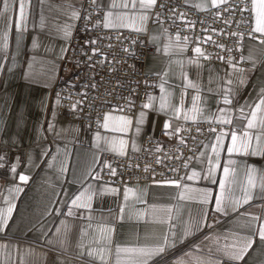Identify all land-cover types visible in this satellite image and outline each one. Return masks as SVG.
Instances as JSON below:
<instances>
[{
	"label": "crops",
	"instance_id": "1",
	"mask_svg": "<svg viewBox=\"0 0 264 264\" xmlns=\"http://www.w3.org/2000/svg\"><path fill=\"white\" fill-rule=\"evenodd\" d=\"M81 1L0 0V264H133L126 249L150 248L165 235L173 246L148 264H264V106L248 127L264 100V35L241 41L242 64L200 62L151 21L152 6L94 0L105 29L146 32L144 69L156 89L130 116L107 113L92 129L51 97ZM183 1L201 11L227 0ZM251 4L253 29L258 8ZM189 121L230 128L207 135L177 183L115 188L97 177L103 153L137 151L145 135L171 142ZM218 196L223 211H216Z\"/></svg>",
	"mask_w": 264,
	"mask_h": 264
},
{
	"label": "built area",
	"instance_id": "2",
	"mask_svg": "<svg viewBox=\"0 0 264 264\" xmlns=\"http://www.w3.org/2000/svg\"><path fill=\"white\" fill-rule=\"evenodd\" d=\"M152 7L150 19L161 24L164 36L184 44L186 55L200 62L242 64L241 41L260 39L251 29V0H227L201 11L183 0H155ZM103 14L94 0L81 1L51 90L61 112L92 129L100 128L107 113L130 116L156 89L155 76L144 69L151 52L146 32L105 29ZM229 128L189 121L172 133L171 142L145 135L137 151L103 153L97 177L115 188L132 182L177 183L197 158L207 135Z\"/></svg>",
	"mask_w": 264,
	"mask_h": 264
},
{
	"label": "snow or ice",
	"instance_id": "3",
	"mask_svg": "<svg viewBox=\"0 0 264 264\" xmlns=\"http://www.w3.org/2000/svg\"><path fill=\"white\" fill-rule=\"evenodd\" d=\"M155 3V0H141V4L143 7H151L153 4ZM253 3H254V9L258 8L257 10V17H256V26L252 29L253 32H256V33H260L261 35H264V0H259V4L257 6L256 4V0H253ZM19 27V24L17 25ZM107 26V25H105ZM195 51L197 53L200 52V49H195ZM262 106H264V100L261 101V104H258L256 106V109L253 110L252 112V118L249 119L248 121V127L249 128H252L254 127V120L256 118V115H257V110H260L262 108ZM144 107H148V105H144ZM163 107V105H162ZM108 116H105V127H107V121H108ZM262 123H264V119H262L261 121ZM125 124L129 123L128 121H125L124 122ZM169 127L168 124H165V128ZM121 131H123L124 129L121 128L119 129ZM247 135V134H245ZM237 137L235 134L232 135V140H233V143H235ZM121 144H123V141H121ZM245 147H247L245 145ZM238 151V149H236ZM234 151V148L233 147H229L228 148V152L229 153H232ZM224 173H225V177H227V175L229 174V169L226 167L224 168ZM195 175V174H194ZM189 179H192V177H188ZM264 179V178H262ZM20 180L21 181H26L27 180V177L26 176H20ZM221 188L224 187V180L222 179L221 180ZM248 184L252 187H255V180L252 178L251 174H249V177H248ZM264 186V185H262ZM83 195V194H81ZM245 200L244 202L247 203L248 200L251 198L248 193H247V189H245ZM81 197H77V200H79ZM127 199V195L125 197ZM183 198V197H181ZM90 199V197H89ZM221 198L218 196L216 198V204H217V208H216V211H223L224 209L221 207ZM236 203H239L238 201ZM73 204L76 205V201L74 200L73 201ZM77 206H81V205H77ZM84 206H87V205H84ZM9 211V214L11 213V209L8 210ZM121 211L123 212V209H121ZM168 213H171V209H167L166 210ZM69 215H71V212H69ZM142 215L143 214H140V217L142 218ZM6 222V221H5ZM192 225L189 224V225H186L185 229H184V232H185V235H190L191 232H192ZM259 235H260V238L262 240H264V224L261 225L260 227V230H259ZM251 240H247L244 242V247L242 249V251H247V248L251 247ZM173 246L171 240L168 238L167 235H165L163 238H162V242H158L156 243L154 246L152 247H141V248H132V249H126V251H129L131 253H134L135 256L133 258V264H148V262L150 260L153 259V257L155 256H159L161 255L162 253H165L166 250L168 248H171ZM117 251L119 252L120 249L118 248ZM231 259H235V260H239V259H242V255H232L231 256Z\"/></svg>",
	"mask_w": 264,
	"mask_h": 264
}]
</instances>
